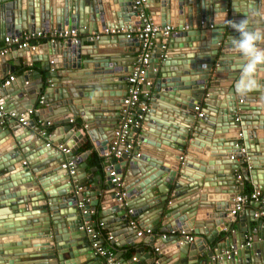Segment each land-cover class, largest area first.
<instances>
[{
	"label": "water",
	"instance_id": "95a60500",
	"mask_svg": "<svg viewBox=\"0 0 264 264\" xmlns=\"http://www.w3.org/2000/svg\"><path fill=\"white\" fill-rule=\"evenodd\" d=\"M144 8H157L151 15L154 22L174 30L167 40L157 37L151 54L146 74L151 84L142 86L148 96L136 109L143 114L135 129L138 142L130 153L112 159L111 166L101 160L106 175L102 178L92 170L87 173L89 151L77 156V148L87 141L98 151L106 147L139 51L135 37L102 31L136 27L141 7H134L132 0H0V39L24 30L64 28L93 36L90 45L79 37L76 43L51 40L12 52L13 57L25 56L28 64L35 58L41 62L51 83L42 102L69 115L55 122L65 133L56 142L24 108L17 113L26 125L14 118L0 125V139L5 137L0 142V264H100L86 229L99 224L113 236L122 234L121 244L134 248L136 260L119 255L116 264H137L142 256L147 264H264V213L256 217L255 210L244 211L238 222L226 220L243 180L264 191V88L247 96L234 92L240 60L230 38L239 33L215 24L217 13L226 12L229 20L247 17L250 26L264 29V0H147ZM167 42L161 58L160 46ZM105 44L110 46L102 48ZM8 55L0 57V64ZM16 64L0 67V72L13 71ZM258 79L264 85V70ZM7 93V88L0 93L3 106H9ZM198 104L204 105L202 118L194 114ZM41 114L35 112L46 124L49 119ZM77 114L84 120L81 129L69 123ZM58 142L70 148L72 174L62 167L68 155L52 146ZM111 168L126 182L127 207L133 208V215L153 212L152 231H157L162 215L158 231L170 234L157 243L154 236H137L126 209L115 201ZM238 169L241 173L235 174ZM222 227L231 233L206 252L205 245ZM191 232L197 235L193 241L185 238ZM143 241L151 252L138 246Z\"/></svg>",
	"mask_w": 264,
	"mask_h": 264
},
{
	"label": "built area",
	"instance_id": "2783aa9c",
	"mask_svg": "<svg viewBox=\"0 0 264 264\" xmlns=\"http://www.w3.org/2000/svg\"><path fill=\"white\" fill-rule=\"evenodd\" d=\"M134 7H141L139 11V25L133 28L125 27H112L105 28L102 33L105 34H125L126 37H135L139 41V51L136 53L132 69L127 78V87L125 95L122 97L119 114L117 117V124L112 132L111 139L107 142L106 147L102 151H98V155L102 160H106L108 165H113L111 163L112 159H118L123 153H130L136 144V132L134 129L138 128L140 125V120L142 119L141 114H136L137 106L144 104L143 98L148 96V93L142 88V86H148L151 84L150 80L146 79V74L150 65V58L153 48L156 46L157 37L160 36L161 39L167 40L171 35L174 27L172 25H160L155 23L151 15H149L144 5L147 0H132ZM51 33L52 39H70L71 42L76 43L79 38L78 30L76 28H64L60 30L49 31ZM46 32L41 30H36L34 32H24L21 35L17 34H7L0 41V57L9 54L13 50L21 49H34L37 45L31 42V39L35 37H42ZM48 33V32H47ZM98 37V34H94ZM3 43V44H1ZM161 55L164 57V51L166 49V43H162L160 46ZM15 80L13 74L8 75L6 78L0 79V93L3 88L9 86L12 81ZM33 112V108L27 110L26 113L30 114ZM194 114L196 118H202L205 115L204 110L201 106H194ZM6 118L17 119L18 122L26 125L27 121L21 116V114L16 111H6L4 106L0 103V122ZM70 123H73V119H69ZM74 129V127H73ZM47 132L42 130V133ZM48 142L47 145H49ZM55 147L63 155H68L70 153V148L63 144H56ZM244 150V149H242ZM137 156V154H136ZM231 159L234 158L233 155L230 156ZM74 158H70L69 155L64 158L62 163L63 168H67L68 173L72 174L75 172ZM108 176L110 183L112 185V192L115 197V201L119 207L126 209V218L128 224L137 228V236L151 235L152 230L150 227L140 229L137 226L136 216L133 215L134 211L132 207H127V190L126 182L123 177L116 172L114 168L109 169ZM240 177V175H238ZM85 200L89 198L85 197ZM250 201H256L261 206L260 210L255 213L256 217L263 215L264 213V191L260 189H253L249 192H238L232 199L233 206L228 210L227 216L235 219L238 214L244 209L245 205ZM102 224L98 227H87V231L90 233L91 242L90 246L94 250V254L99 256L102 260L100 264H114L116 261V256L112 249H110L105 243L102 235ZM181 234H184L181 231ZM165 236V235H162ZM185 238L189 241H193L194 237L189 234H185ZM108 240H112L113 236L110 234L107 237ZM248 243V242H247ZM155 252H159L157 247H154ZM229 254V251H226ZM214 259V257L212 258ZM132 260H136L133 256Z\"/></svg>",
	"mask_w": 264,
	"mask_h": 264
},
{
	"label": "crops",
	"instance_id": "0c3cea01",
	"mask_svg": "<svg viewBox=\"0 0 264 264\" xmlns=\"http://www.w3.org/2000/svg\"><path fill=\"white\" fill-rule=\"evenodd\" d=\"M145 10H146V12L148 14L152 15V13H154V11L157 10V8L151 9L152 11L149 10L148 8L145 9ZM27 32H31V31L24 30V34L27 33ZM78 34H79V37L84 39V41H85L84 43L85 44H88V45L92 44L93 36H91V35H89L87 33H80V32ZM52 38L53 37H51V33L50 32H48V33L46 32V33H44V35L42 37H35V38L31 39V42L35 43L36 45H43L46 42L51 41V40H59V39H52ZM0 41H1V39H0ZM1 44H3V43H1ZM107 46H110V45H108V44H105V46L102 45V48L103 47H107ZM167 46H168V42L166 43V47ZM175 49L176 50H180L179 48H175ZM40 50H44V48H42ZM12 52H16V50L11 51L9 53V55H8L9 57L5 61V63L0 64L1 68L2 67L5 68V67L13 66L12 63H14V64L17 63L15 65L13 71H9L6 68V70H4V72H3L4 74L2 72H0L1 73L0 75H2V74L4 75L3 78H6L10 74H13L15 76V80L12 81V83L9 86L5 87V88H7V92L8 93L4 97L7 99L8 103H9V106H4V109L6 111H8V112H10V111H16L17 112V111L23 110V108H24L27 111V110L30 109L31 104H32L33 105L32 106L33 107V112L30 113L29 115H30V117L34 118V120L36 121V125L41 126L42 130H46L48 132V135L52 138V140L54 139V141L55 140L57 141V140L61 139L62 136H64V134H65L64 131H63V127L60 124H56L55 122L59 121L60 119H63L65 117H67L69 115V113L66 116H64L62 114H58L59 113L58 112L59 111L58 108H56L55 110H51V108H48L49 105H47V104L44 105V103L42 102V99L44 97L43 95L46 93L45 92V88L50 86L51 83L47 82V77L45 76V71L41 68V64H40L41 62L37 58H35V60H32V62H30V64H28L27 63V58L25 56H15V57H13ZM135 55H136V53H135ZM13 83H14V85H13ZM33 101H34V103H33ZM198 105L201 106L202 108L204 107L203 104H198ZM39 111H42V114L40 115L41 117L42 116H44V117L47 116V119H49V121L46 124H44L43 120H40L39 117L35 115V112H39ZM135 113L136 114H141V113L137 112V110H136ZM107 114H110L111 118L114 119V116H113L114 112L113 111H110ZM141 115H142L141 118L143 119V114H141ZM71 118L73 119V123L69 122L71 124V126L74 127V129L75 128L76 129H81V126L84 125L83 118L79 114H77L76 116L71 115ZM7 120H11V118L4 119L2 122H0V125L1 126L5 125ZM15 120L17 121V119H15ZM141 120H140V123H141ZM114 121H115V125H113L114 126L113 128H112V125L110 126V128H112L110 130V132H112V130L116 127L117 119H114ZM22 125L24 126V124H22ZM134 131H135V129H134ZM81 133H83L84 136L86 135L83 130L81 131ZM65 139H66V137H65ZM4 140H5V137L1 138L0 142L4 141ZM137 142H138V135L136 133V144H137ZM141 149H143V147H141ZM146 149H148V147ZM150 150L154 152V149H150ZM86 151H89V153H88V155H87V157L85 159V161L87 163V165L85 167V169L87 170V173L90 174L91 170H92V174L93 175H98L99 174L100 176H102V178H105L106 175H105L104 167L102 165H97L92 160V157H91L92 152L96 151L98 153V150L89 141L82 143L77 148V154L76 155L78 156V155H80V154H82V153H84ZM232 155L234 156L233 152H232ZM206 159H208L207 156H206ZM227 159H229V158H227ZM233 160H235V158H233V159L230 158L229 161L232 162ZM225 161H226V159H225ZM239 173H241L240 169L236 170L235 174H239ZM241 185L243 186V190H240L239 192H246L245 189H247V188H250L251 190L254 189L250 180H243ZM154 190H155L154 191L155 194H157L156 189H154ZM109 191H111V190H109ZM247 192H249V191H247ZM171 195H172V193H171V191H169L168 192V196H171ZM126 200H127L126 202L128 203V201L130 199L127 197ZM260 208H261V206L259 204H257L256 201H250V202H248L245 205L244 209L238 214V216L235 219L227 217L226 220L236 223L239 220L240 214H243L244 211H249L250 212L252 210H255L257 212V211L260 210ZM152 213L153 212L146 211V212H144V213H142L140 215H137L135 217L136 221H137V226L140 229L147 228V227H150L152 229V226L150 224V221L152 219V217H150V216H151ZM162 219H164V217L161 215L160 218H159L157 231H152L151 235H145L146 236L145 237L146 240H149L150 237L154 236V240L156 241V239H157V241H159L158 239H159L160 236L166 235V234L167 235L170 234L169 232L158 231L162 227V224H161V220ZM94 220H95V218L92 217V221H94ZM263 222H264V219H263ZM255 226H257L256 223H255ZM118 229H119V227H117V226L114 227V230H118ZM101 231H102L104 243L110 249L113 250L115 256H119L120 255V257H122L126 261H128L129 259H131L134 256V248H132L130 244H121V243L124 242V237H123L122 234H120L119 236H113L111 234V232L107 228H104L103 226L101 228ZM231 231H233V234H236L235 238L238 239V235H237V231H236V227L235 226L232 227ZM231 231H228L224 227L222 229V231L219 232V235L213 238V241L211 243L208 242L207 245H205V251L207 252V251H209L210 248H213V246H215V243H217L218 241H221V240L224 241V239L227 237V234H230ZM262 233H263L262 236L264 237V231H262ZM110 234L113 236L112 240H108L107 239L108 235H110ZM189 235H192L194 237V239L197 238V235L194 234L193 232L189 233ZM202 237H204V235ZM157 241H156V243H157ZM117 243H118V245H116ZM138 246L143 247V252L144 253L151 252L149 243H146L145 241L140 242L138 244ZM231 249H232V247H230V251H232ZM224 253H226V251H224ZM147 260L148 259L145 258V256H142V259L139 260L137 262V264H147ZM116 263H118V259L117 258H116V261H115L114 264H116ZM207 264H213V262L212 261H208Z\"/></svg>",
	"mask_w": 264,
	"mask_h": 264
},
{
	"label": "clouds",
	"instance_id": "9594fccd",
	"mask_svg": "<svg viewBox=\"0 0 264 264\" xmlns=\"http://www.w3.org/2000/svg\"><path fill=\"white\" fill-rule=\"evenodd\" d=\"M218 27L228 26L239 33V37L230 38V47L239 56L237 70L239 77L234 92L240 96L264 88L258 79V73L264 70V29L250 26L247 17L239 22L229 20L226 12H218L215 17Z\"/></svg>",
	"mask_w": 264,
	"mask_h": 264
},
{
	"label": "trees",
	"instance_id": "16d2710c",
	"mask_svg": "<svg viewBox=\"0 0 264 264\" xmlns=\"http://www.w3.org/2000/svg\"><path fill=\"white\" fill-rule=\"evenodd\" d=\"M91 157H92V160L97 164V165H102V159H101V157L98 155V153L96 152V151H93L92 152V155H91ZM251 189L250 188H247V189H245V191L247 192V191H250Z\"/></svg>",
	"mask_w": 264,
	"mask_h": 264
}]
</instances>
